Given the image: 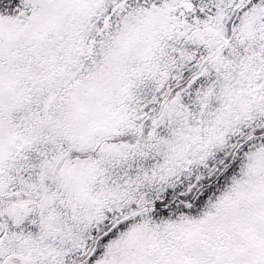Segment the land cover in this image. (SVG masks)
Here are the masks:
<instances>
[{
    "label": "snow or ice",
    "instance_id": "obj_1",
    "mask_svg": "<svg viewBox=\"0 0 264 264\" xmlns=\"http://www.w3.org/2000/svg\"><path fill=\"white\" fill-rule=\"evenodd\" d=\"M0 264H264V0H0Z\"/></svg>",
    "mask_w": 264,
    "mask_h": 264
}]
</instances>
